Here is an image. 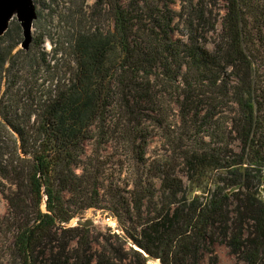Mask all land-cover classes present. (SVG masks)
<instances>
[{
	"label": "trees",
	"instance_id": "trees-1",
	"mask_svg": "<svg viewBox=\"0 0 264 264\" xmlns=\"http://www.w3.org/2000/svg\"><path fill=\"white\" fill-rule=\"evenodd\" d=\"M85 2L72 1L77 25L51 59L45 34L15 50L17 20L0 37L6 261L217 264L219 242L264 264V101L250 46L252 33L264 44V0H226L220 15L218 0H180V10L173 0H95L89 12ZM42 71L43 88L22 92L24 75ZM155 136L166 148L150 159ZM112 142L135 152L126 187L106 174ZM91 207L111 213L119 231L68 224Z\"/></svg>",
	"mask_w": 264,
	"mask_h": 264
},
{
	"label": "rangeland",
	"instance_id": "rangeland-1",
	"mask_svg": "<svg viewBox=\"0 0 264 264\" xmlns=\"http://www.w3.org/2000/svg\"><path fill=\"white\" fill-rule=\"evenodd\" d=\"M73 0H56L54 3L51 0H39L37 2L38 10H43V14L41 17H38V19L35 22L34 29H33V36L34 38L38 34H45L44 43L42 44V47L47 51L49 54L47 55L48 59H51L52 53H50L55 46V43L64 44L65 42H69L70 40V33L72 31V28H75L77 23L76 21H73L72 19L68 18V14H70V11L73 10L77 5L75 3H72ZM95 0H86L85 2V10L91 11L90 6L94 3ZM77 4H80V2H77ZM173 8L176 10H180V0H173L172 2ZM227 2L226 0H218V14H224L226 11ZM53 17L51 16V13H53ZM264 12V11H263ZM218 15V16H219ZM260 24H264V17L259 20ZM258 23L254 21V18L251 17L248 29L252 30L253 28L257 27ZM221 22L219 21L217 24V30H221ZM181 31L174 32V37H183L182 28L180 25ZM262 35L264 36V30ZM210 40L207 42V46L210 49L214 48V44L211 40H214L216 37V33H210ZM19 42L22 40V36L18 39ZM264 42V41H263ZM66 44V43H65ZM34 46V43H32L31 47ZM250 46L254 49V56L257 58V62L255 63V69H260L259 73L256 75V86H257V92H262L263 95V101H264V44L261 45L259 41L255 39L254 33H252V41L250 43ZM20 48V43L17 45L16 49ZM67 61V60H63ZM53 74V73H51ZM64 72H60V76H63ZM49 74L42 71L40 75L37 77H34L33 74L31 75H24V78L26 80L24 87H21L22 92H28L30 90H39L43 88V84L47 82ZM93 141H87L85 143L86 151L87 153H91L93 150ZM240 144L236 143L235 149L240 148ZM166 148L165 142L163 138L159 136H155L151 139L149 147L147 149V156L152 159L156 158L158 154H161L163 149ZM127 147L121 146L120 143L112 142L107 143L104 146V153L106 154V161H108L106 174L110 181L117 182L123 187H126L132 178L131 172L134 171V168H136V162H135V152H129L127 150ZM80 171V169H78ZM0 185V218H3L8 214L9 209V203L6 199L3 191L8 190L12 187V185L4 180H1ZM261 196L264 198V182L263 185L260 186ZM201 191H198L196 193H200ZM196 193H192V196ZM79 223H93L97 228L98 231H106L108 227H111L115 231H119L118 229V222L117 220L105 209L101 208H95L91 207L86 210L81 211L78 213L75 217H73L69 225H77ZM100 229V230H99ZM10 241V236L7 235L4 230H0V264H9L6 261V254H7V244ZM96 248L100 249L101 245L96 244ZM214 251H215V257L217 260V264H245L242 260H238L236 255H234L230 248L224 244V243H215L214 244ZM211 259L208 256H205V258L202 260L201 264H209ZM147 264H162L160 259H149L147 261Z\"/></svg>",
	"mask_w": 264,
	"mask_h": 264
},
{
	"label": "water",
	"instance_id": "water-1",
	"mask_svg": "<svg viewBox=\"0 0 264 264\" xmlns=\"http://www.w3.org/2000/svg\"><path fill=\"white\" fill-rule=\"evenodd\" d=\"M38 19V6L35 0H0V37L4 36L13 20L22 28L23 39L20 48L29 50L33 43V29Z\"/></svg>",
	"mask_w": 264,
	"mask_h": 264
}]
</instances>
